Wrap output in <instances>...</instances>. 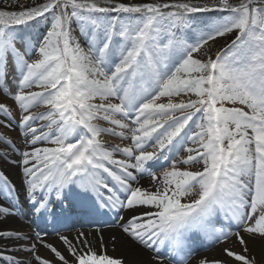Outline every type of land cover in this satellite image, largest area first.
<instances>
[{
	"label": "snow or ice",
	"instance_id": "1",
	"mask_svg": "<svg viewBox=\"0 0 264 264\" xmlns=\"http://www.w3.org/2000/svg\"><path fill=\"white\" fill-rule=\"evenodd\" d=\"M12 4L0 10V94L18 107L15 126L29 148L19 153L29 215L57 220L54 203L66 218L113 212L110 226L133 254L186 264L200 234L226 244L227 259L199 264H257L247 253L249 242L264 245V0ZM40 24L33 39L28 30ZM0 114V125L13 127L4 103ZM105 136L121 143L106 147ZM0 145L3 158L18 151L3 133ZM66 190L75 199L65 206ZM0 196L18 200L2 173ZM15 207L0 206V217ZM46 235L0 230V240L30 254H0V264H137L109 255L99 227L59 234L64 252ZM117 242L113 235V249ZM37 244L50 257L37 255Z\"/></svg>",
	"mask_w": 264,
	"mask_h": 264
},
{
	"label": "rangeland",
	"instance_id": "2",
	"mask_svg": "<svg viewBox=\"0 0 264 264\" xmlns=\"http://www.w3.org/2000/svg\"><path fill=\"white\" fill-rule=\"evenodd\" d=\"M122 1L124 2V0H120V2H122ZM129 2H133V0H126V2H124V3H129ZM150 2H151V0H150ZM196 15H198V14H196ZM194 23H198V21H195ZM73 27L75 28V25ZM44 29H45V25L44 24H40V29H38L37 31H38L39 34H43L44 33ZM34 35L35 34H32V37ZM74 35L77 36V38H79L81 40V43H83V38L79 36V30L78 29L74 32ZM189 35H192V33H189ZM230 40H231V36H229L227 38L218 39L213 44V50L215 51L216 49H218L221 46H223L226 43V41L230 42ZM14 80H15V76H14V72L12 71L9 74V76H8V84H9V88L11 89V91L13 93L16 91V86H15ZM33 90H35V89H33ZM0 103L6 104L12 110V116L14 118L13 127L5 128L3 125H0V133H3L4 136L10 138L12 140V142L16 145V148L18 149V151L9 152L8 153V158H3L2 156H0V166H1V168H3V171L5 173V174H3L4 176H7V175L11 176L12 175V177L14 178L16 183H17V180L20 182L21 189H19V192H22L23 194H25V191H20V190H25V184H24V179L25 178H24V175H23V167L24 166L21 163L22 157L20 156L19 153L23 152V151H26V150H29V148L24 142V137L21 135L20 129L15 126V121L19 120V115H20L19 109L16 106L15 102L11 98H9V97H7V96H5L3 94H0ZM33 111L34 112H44V111H46V109L44 107H40V108L34 109ZM3 119H5V117L2 114H0V120H3ZM103 126L107 127L108 125L104 124ZM104 143H105L106 147H112V146H115L116 144L121 143V141H120L119 138H116V137L105 136L104 137ZM124 143L127 144V143H130V141H125ZM40 146H46V145H40ZM189 146H191V145H189ZM0 149H3V145H0ZM148 150H151V148H149ZM183 155H187V153H184ZM117 158H120V157H117ZM5 166H6V168L8 170L5 169ZM197 167H199V166H197ZM193 170H196V169H193ZM18 171L21 172L22 177H23L20 180L18 178V174H19ZM149 180H150V177L148 175H146V176L143 177V179L140 180V184H142L145 187H147L148 184H149ZM191 198L192 197H189L187 199H191ZM139 211H142V210H137V212H139ZM129 216H130V213L127 212V210H126L125 214H124V218L127 217V219H128ZM8 217H11V215H9ZM13 221H14L13 224L18 222L17 218H16V215H15V218H14ZM102 228H104V227H101L100 229H102ZM109 230L113 231V230H115V228H112V227H110L109 229L104 228V230L100 231V232L101 233H105V232H107ZM116 230L118 232H120L119 229H116ZM86 232H91V231H90V229H85V233ZM68 236H69V238H71L72 236H74V234H71V235H68ZM119 236L122 237V238H118L117 237L118 238V242H117L116 245L117 246H122L123 245L126 248V250L128 251V253L133 254L132 252H130L129 248L126 246L125 237L123 236V234H121ZM55 237L59 238V236H55ZM107 239H108V237H106V241H107ZM51 243H52V245L57 247L61 252H64V247H63V245H62V243H61V241L59 239L55 240L54 242H51ZM105 245L107 246L108 254L111 255V256H114V257H125L126 259H129L127 256L131 257V255L126 254L124 251H119L116 248L115 249L111 248L110 247V246H112L111 242L105 243ZM210 246L211 247H209L207 250H204V251H202V252H200L198 254L200 256V258H196L195 257L193 259L194 260V262H193L194 264H199V261L204 259V258H207V260H209V261L227 259L224 256V253H223V249L227 246L226 244H224V243H216V244H214L212 242V244ZM41 247H42V245H40V244H39V246H37V253L36 254L40 255L42 257H50L49 251L47 249L46 250H42ZM111 250H113V251H111ZM233 250L237 251V252H240L241 248L238 245H233ZM140 251L143 252L144 254L148 255V253H147L148 250L141 249ZM21 254H22V252H20V255ZM64 254L67 255L66 252ZM247 255L255 256L257 264H264V245H261L259 242H257L256 244H253L252 242H249ZM148 258H149L148 260L153 262V263H156V264L160 263L158 261L151 260L150 256ZM32 262H33V264L36 263L35 260H32ZM162 263L163 264H170V263H166L164 261V259H163ZM229 264H231L230 260H229Z\"/></svg>",
	"mask_w": 264,
	"mask_h": 264
},
{
	"label": "bare ground",
	"instance_id": "3",
	"mask_svg": "<svg viewBox=\"0 0 264 264\" xmlns=\"http://www.w3.org/2000/svg\"><path fill=\"white\" fill-rule=\"evenodd\" d=\"M18 178L19 180L22 179V174L20 171H18ZM19 187L21 188V185L19 183ZM67 205V204H66ZM0 206H3V207H11V204L9 201H7L6 199L4 198H1L0 196ZM128 212V211H127ZM70 219H78V218H90V216L86 215V214H77V215H73V214H70L69 215ZM14 218H15V215H11V217H0V230H17V231H21L25 234H27L28 236H32L34 237L35 234L34 231L32 230V227L30 226L29 222H25L23 224H13L14 223ZM59 219V218H58ZM125 219H127V217H125ZM104 227H108V226H104ZM10 228V229H9ZM96 229L97 228H94V229H91L90 231L91 232H86V233H92L93 235L96 234ZM106 229H109V228H106ZM116 229L118 228H115V230H109L105 233H102L103 235V239H104V243H108V242H111V237L113 235H116L118 238H122L120 237L119 235H121L122 233L121 232H118ZM104 228L100 229V231H103ZM77 231H83L85 232L84 229L82 230H71L69 232H66V233H62L63 235H71V234H76ZM95 231V232H94ZM59 236V235H58ZM106 237H108L107 241H106ZM110 237V238H109ZM43 239L49 243V244H52L51 242H54L55 240H58L59 238L57 237H49L46 235V237L43 236ZM206 243H201L200 244V248H198V250L187 259L186 261V264H194V258H200V256H196V254L199 253V251H202V250H205L208 248V245H206ZM37 246H39V244H37ZM202 246V247H201ZM205 246V247H204ZM111 248H113L112 246H110ZM117 250L119 251H124L126 254L128 255H131L130 256H127L129 259H133L135 261H137V264H156V263H153L151 261H149L148 257L152 256V254L150 252L147 251L148 255L144 254L143 252H141L140 250H138L135 254H131V253H128V251L126 250V248L122 245V246H117L115 247ZM114 248V249H115ZM42 250H46L43 246L41 247ZM113 251V250H111ZM146 252V251H145ZM0 254L2 255H14L16 257V259L18 260H28V255L27 256H22V258L18 257V254L19 252L16 250V245L13 244L12 241H8V240H0ZM194 255V256H193ZM0 258H2V256H0ZM20 258V259H19ZM7 264V262H5ZM35 263V262H34ZM31 264H33V262L31 261ZM36 264V263H35ZM157 264H161L160 263H157ZM163 264V263H162Z\"/></svg>",
	"mask_w": 264,
	"mask_h": 264
},
{
	"label": "trees",
	"instance_id": "4",
	"mask_svg": "<svg viewBox=\"0 0 264 264\" xmlns=\"http://www.w3.org/2000/svg\"><path fill=\"white\" fill-rule=\"evenodd\" d=\"M20 2L23 3V4H26V5H34V4H37V3H42L43 0H20ZM124 2H126V0H124ZM133 2L134 3H143V2H150V0H133ZM161 2H163V0H161ZM193 2H195V0H193ZM205 2H206V0H205ZM8 6H11V8H13V9L15 8V5L12 4V0H0V10L5 9ZM193 15H196V14H193ZM203 15H214V13L198 14L196 16H203Z\"/></svg>",
	"mask_w": 264,
	"mask_h": 264
}]
</instances>
